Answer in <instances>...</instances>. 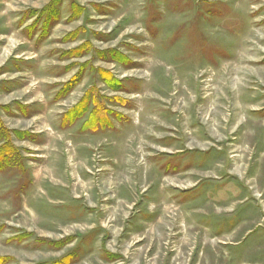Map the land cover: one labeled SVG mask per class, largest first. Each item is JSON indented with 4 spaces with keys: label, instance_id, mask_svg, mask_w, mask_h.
Wrapping results in <instances>:
<instances>
[{
    "label": "rangeland",
    "instance_id": "374dc122",
    "mask_svg": "<svg viewBox=\"0 0 264 264\" xmlns=\"http://www.w3.org/2000/svg\"><path fill=\"white\" fill-rule=\"evenodd\" d=\"M0 264H264V0H0Z\"/></svg>",
    "mask_w": 264,
    "mask_h": 264
}]
</instances>
